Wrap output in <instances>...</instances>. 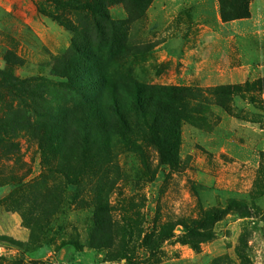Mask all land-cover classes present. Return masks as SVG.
Returning a JSON list of instances; mask_svg holds the SVG:
<instances>
[{
    "label": "rangeland",
    "instance_id": "rangeland-1",
    "mask_svg": "<svg viewBox=\"0 0 264 264\" xmlns=\"http://www.w3.org/2000/svg\"><path fill=\"white\" fill-rule=\"evenodd\" d=\"M90 2L107 17L0 0V75L22 81L0 87V264H128L120 253L130 264H264V0L226 22L217 0ZM65 60L115 81L182 87L194 112L180 163H158L151 147L145 163L126 152L115 163H62L45 150L31 127L80 102L51 74ZM212 210L222 213L209 239L184 236L178 222ZM99 214L108 239L94 246ZM169 223L174 237L151 253L144 239Z\"/></svg>",
    "mask_w": 264,
    "mask_h": 264
},
{
    "label": "trees",
    "instance_id": "trees-1",
    "mask_svg": "<svg viewBox=\"0 0 264 264\" xmlns=\"http://www.w3.org/2000/svg\"><path fill=\"white\" fill-rule=\"evenodd\" d=\"M53 2L58 8H87L107 17L100 3L92 4L90 0ZM217 2L220 19L224 22L249 16L248 0ZM51 74L62 78L65 87L72 90L80 102L72 104L67 100L52 121L33 126L30 132L41 135L45 150L57 149L62 154V163H115L116 156L125 152L145 163L143 147H151L157 153L158 163H180L182 126L194 112L182 87L149 86L135 79L115 81L99 71L96 64L88 66L67 60L56 63ZM21 82L10 70L1 72V89L20 90ZM214 91L220 93L226 89L218 87ZM221 213L222 210H212L200 219L177 224H183L187 238L207 240L211 236L210 227L220 219ZM99 217L95 221L99 227L90 237L94 246L108 239L97 230L102 229L104 221L102 214ZM173 225H164L154 238L146 236L144 242L151 253L174 237ZM61 246L80 249L75 241L62 242ZM120 258L130 264L124 253H120Z\"/></svg>",
    "mask_w": 264,
    "mask_h": 264
}]
</instances>
